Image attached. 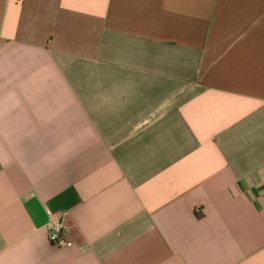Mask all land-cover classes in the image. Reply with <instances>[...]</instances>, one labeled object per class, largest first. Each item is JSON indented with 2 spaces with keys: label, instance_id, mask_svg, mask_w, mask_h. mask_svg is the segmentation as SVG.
I'll use <instances>...</instances> for the list:
<instances>
[{
  "label": "crops",
  "instance_id": "obj_1",
  "mask_svg": "<svg viewBox=\"0 0 264 264\" xmlns=\"http://www.w3.org/2000/svg\"><path fill=\"white\" fill-rule=\"evenodd\" d=\"M0 264H264V0H0Z\"/></svg>",
  "mask_w": 264,
  "mask_h": 264
},
{
  "label": "built area",
  "instance_id": "obj_2",
  "mask_svg": "<svg viewBox=\"0 0 264 264\" xmlns=\"http://www.w3.org/2000/svg\"><path fill=\"white\" fill-rule=\"evenodd\" d=\"M71 228L65 225L62 221H55L49 229V242L52 246L59 248H71L73 246L70 240Z\"/></svg>",
  "mask_w": 264,
  "mask_h": 264
}]
</instances>
